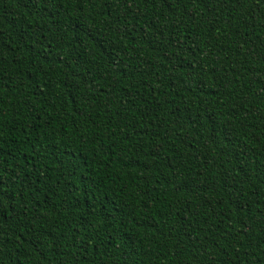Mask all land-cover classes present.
I'll return each mask as SVG.
<instances>
[{
    "label": "trees",
    "instance_id": "obj_1",
    "mask_svg": "<svg viewBox=\"0 0 264 264\" xmlns=\"http://www.w3.org/2000/svg\"><path fill=\"white\" fill-rule=\"evenodd\" d=\"M0 264H264V0H0Z\"/></svg>",
    "mask_w": 264,
    "mask_h": 264
}]
</instances>
